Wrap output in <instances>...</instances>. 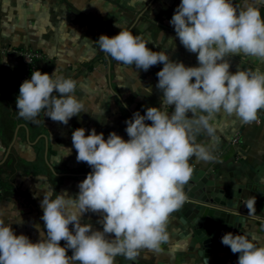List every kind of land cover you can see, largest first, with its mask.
<instances>
[{
  "label": "clouds",
  "instance_id": "clouds-1",
  "mask_svg": "<svg viewBox=\"0 0 264 264\" xmlns=\"http://www.w3.org/2000/svg\"><path fill=\"white\" fill-rule=\"evenodd\" d=\"M170 24L185 49L198 54L199 66L153 51L142 36L126 28L96 41L124 65L148 71L163 64L157 87L163 91L164 107H148L143 115L137 111L126 120L128 140L115 131L105 139L95 128L87 136L85 128L76 129V159L92 171L79 183L74 198L64 192L53 199V191L47 189L41 201L46 233L41 232L39 242L16 235L11 224L0 219V264H116L117 256L133 261L142 249L159 252L170 238L171 214L187 199L184 186L193 173L190 158H212L209 148L196 142L197 135L213 132L210 121L221 110L245 124L258 122V112L264 109V72H230L226 59L243 53L264 61V16L256 0H245L244 7L234 6L232 0H182ZM77 83L58 71H33L20 85L18 116L35 122L44 110L51 120L67 125L85 110L74 95ZM172 105L175 109L169 114ZM255 205L256 197L246 202L249 215ZM87 212L101 216L102 231L81 224ZM221 243L239 253L238 264H264V245L246 234L226 233Z\"/></svg>",
  "mask_w": 264,
  "mask_h": 264
},
{
  "label": "crops",
  "instance_id": "crops-1",
  "mask_svg": "<svg viewBox=\"0 0 264 264\" xmlns=\"http://www.w3.org/2000/svg\"><path fill=\"white\" fill-rule=\"evenodd\" d=\"M181 2L0 0V219L11 224L16 235L39 242L41 232L46 233L41 201L47 189L53 191V199L64 192L74 198L79 183L92 171L86 162L76 159L72 144L76 129L85 128L87 136L95 128L105 139L115 131L128 140L126 120L137 111L143 115L148 107H164L163 91L157 87V73L163 64L148 71L124 65L101 50L96 42L101 35L113 37L126 28L142 36L153 51H164L171 60L186 66H199L198 54L185 49L170 24ZM232 2L244 7L245 0ZM256 6L264 16V0H256ZM16 51L41 52L44 58L38 67L43 73L58 71L76 80L74 95L85 110L67 125L51 120L44 110L35 122L19 117L16 78L20 57ZM226 59L230 72L257 68L264 72V61L258 58L241 53ZM174 109V105L167 108L169 114ZM210 123L213 132L202 131L196 142L209 148L212 158L205 161L193 156L189 163L205 172L216 188H231L232 180L244 186L241 197L229 199L225 207L244 216L230 232L246 234L258 246L264 245V121L245 124L221 110ZM240 133V144L233 145V138ZM252 197H256V205L249 215L245 204ZM100 219V215L87 212L81 224L90 223L102 231ZM167 230L169 241L161 244L159 252L142 249L133 261L117 256L116 264H238L239 253L231 249L203 256L201 245H192L191 227L179 214H171ZM60 243L64 246L66 242ZM68 255H72L71 249Z\"/></svg>",
  "mask_w": 264,
  "mask_h": 264
},
{
  "label": "water",
  "instance_id": "water-1",
  "mask_svg": "<svg viewBox=\"0 0 264 264\" xmlns=\"http://www.w3.org/2000/svg\"><path fill=\"white\" fill-rule=\"evenodd\" d=\"M151 124V121H146ZM190 180L184 186L187 197L185 203L175 214H179L182 220L190 225L192 230V245H201V253L208 256L219 250H229L228 246L221 243L224 234L229 233L234 223L244 216L235 211H229L225 207L227 201L241 197L240 186L231 181L232 187L220 189L205 175V172L193 167ZM236 215H233V214Z\"/></svg>",
  "mask_w": 264,
  "mask_h": 264
},
{
  "label": "built area",
  "instance_id": "built-area-1",
  "mask_svg": "<svg viewBox=\"0 0 264 264\" xmlns=\"http://www.w3.org/2000/svg\"><path fill=\"white\" fill-rule=\"evenodd\" d=\"M20 57V69L16 78V87L19 90L20 85L26 79H30L32 72L35 70H40L38 67V62L44 58V54L38 51H16ZM41 71V70H40ZM42 72V71H41ZM43 73V72H42ZM264 121V109L258 112V122ZM242 134H237L233 140V145H238L241 142ZM1 189V183H0Z\"/></svg>",
  "mask_w": 264,
  "mask_h": 264
}]
</instances>
